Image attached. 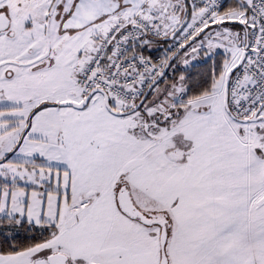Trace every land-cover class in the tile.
Segmentation results:
<instances>
[{
  "label": "snow or ice",
  "instance_id": "obj_1",
  "mask_svg": "<svg viewBox=\"0 0 264 264\" xmlns=\"http://www.w3.org/2000/svg\"><path fill=\"white\" fill-rule=\"evenodd\" d=\"M0 264H264V0H0Z\"/></svg>",
  "mask_w": 264,
  "mask_h": 264
}]
</instances>
